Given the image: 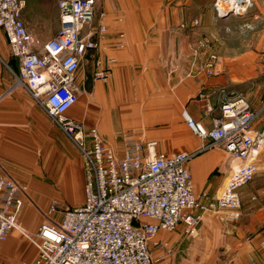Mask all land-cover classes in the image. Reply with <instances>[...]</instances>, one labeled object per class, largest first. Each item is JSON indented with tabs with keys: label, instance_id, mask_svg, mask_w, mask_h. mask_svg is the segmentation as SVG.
I'll return each mask as SVG.
<instances>
[{
	"label": "crops",
	"instance_id": "crops-1",
	"mask_svg": "<svg viewBox=\"0 0 264 264\" xmlns=\"http://www.w3.org/2000/svg\"><path fill=\"white\" fill-rule=\"evenodd\" d=\"M92 1L94 29L105 26L107 30L99 39L101 48L87 52L77 69L78 99L66 115L82 122L85 128L95 127L118 157L122 156L125 136L141 144L154 140L157 153L183 151L192 155L187 166L194 193L215 196L239 162L227 157L220 147L208 148L210 141L192 133L183 113L209 130L221 118L222 90L240 92L251 108L264 105V54L250 49L235 54L216 53L227 43L228 35L218 34L210 21L204 23L198 17L202 12L192 5L194 0ZM25 4L21 19L28 33L46 42L58 29L57 0H25ZM207 10L208 14L212 12V8ZM248 15L240 31L246 32L247 38L250 33L256 35L257 44H263L264 0H255ZM194 19L198 20L196 25L192 23ZM219 19L223 23L227 18ZM228 30L232 31V26L225 32ZM120 33L125 44L118 49ZM206 41L209 47L200 49L199 45ZM211 52L218 56L219 73L214 76L205 75L202 68ZM95 57L104 64L113 59L106 81L94 79ZM7 61L17 73V62L9 49L1 47L0 176L14 178L39 205L40 211L25 196L16 217L26 233L35 235L41 211L50 201L57 199L67 209L83 204V160L77 147L27 91L14 85L1 66H8ZM257 77L260 80L255 82ZM256 167L253 179L238 191L237 220L221 221L215 214L204 215L193 244L182 226L171 233H158L156 241H166L173 249L172 256L177 254L172 264L185 263L184 251L192 245L191 255L193 250V255L197 252L199 264H264V146ZM150 251L154 264H171L172 256L162 260L158 246H151ZM208 254H220L217 256L226 260L211 261ZM37 255V249L16 230L0 243V264H31Z\"/></svg>",
	"mask_w": 264,
	"mask_h": 264
},
{
	"label": "built area",
	"instance_id": "built-area-1",
	"mask_svg": "<svg viewBox=\"0 0 264 264\" xmlns=\"http://www.w3.org/2000/svg\"><path fill=\"white\" fill-rule=\"evenodd\" d=\"M254 2L213 0L212 11L217 19L245 16ZM57 3L58 29L46 42L28 33L21 19L25 0H0V33L18 64L17 73L11 71L14 85L26 90L77 147L83 160L84 200L81 206L69 209L57 199L50 201L41 211L43 220L35 235H31L16 220L25 188L12 177L0 176V243L10 231L19 232L38 251L31 264H154L151 246L162 250V260L172 256L169 243L156 241L158 233H171L182 226L184 234L195 237L206 214H215L221 221L237 220L238 191L253 179L264 146V105L251 108L244 96L222 90L221 118L209 130L183 113L192 133L210 141L208 148L220 147L227 157L239 162L211 198L194 193L187 166L192 155L186 152L157 153L154 140L141 144L125 136L118 157L95 127L85 128L66 115L78 99L77 69L87 52L101 48L99 39L107 29H94L92 0ZM192 23L196 25L198 20ZM124 42L120 33L116 48ZM199 47L208 48L209 41ZM94 59V79L106 81L113 59L107 64L99 57ZM217 63L218 56L209 53L202 67L205 75H217Z\"/></svg>",
	"mask_w": 264,
	"mask_h": 264
},
{
	"label": "rangeland",
	"instance_id": "rangeland-1",
	"mask_svg": "<svg viewBox=\"0 0 264 264\" xmlns=\"http://www.w3.org/2000/svg\"><path fill=\"white\" fill-rule=\"evenodd\" d=\"M212 2H213V0H194V2L192 3V5L193 6H195L196 8L197 7H199V9L201 10V12H202V16H198L199 18L201 17L202 19H203V22L205 23V22H207V21H210V23H212L215 27H216V29H217V32H218V34H221L222 32L223 33H225V34H227L228 35V37H227V39H228V41H227V43H225V45L224 46H221V48H220V50H217L216 51V53H218L219 55H221L222 53H232V54H235V53H238V52H242V51H244V50H251V51H253V52H257V53H260L261 54V52L264 54V43L263 44H257V40H256V35H251V33H250V35H249V38H247L246 36H245V33L246 32H241L240 31V26H242L244 23H245V19H247V17L249 16L248 14H249V12H248V14L247 15H245V16H242V18H241V16H237V15H233V16H225V18H227V19H225L226 21H224V22H226V23H222V22H220V19L218 20L216 17H215V14H214V12L212 11V12H210V14H208V10L207 9H210V11H211V8H212ZM207 7H209V8H207ZM190 9V8H189ZM252 9V8H251ZM199 10V11H200ZM187 12H190V10L189 11H187ZM191 13V12H190ZM190 13H187V18H190V16L191 15H189ZM182 18H186V16H184V17H182ZM231 27L232 26V31H227V32H225V30H226V28L227 27ZM57 31V30H56ZM248 40H250V42L248 43V46H247V41ZM1 47H3V48H7V45L5 44V39L3 38V35L0 33V48ZM8 49V48H7ZM13 59V58H12ZM8 62V61H7ZM2 66V69L4 70V71H7L8 72V75L10 76V77H12V81L13 82H15V77L12 75V73H11V69L13 68L12 67V64L10 65L9 64V62H8V66H6V65H1ZM11 68V69H10ZM13 70V69H12ZM13 72H14V70H13ZM263 76H264V71H263ZM251 78H253V77H251ZM261 79H262V81H264L263 79V77H261ZM256 80H260L258 77L254 80L255 82H257ZM225 92H227L226 90H224ZM236 94V93H235ZM238 94H240L241 96H243L240 92L238 93ZM245 97V96H244ZM24 187V186H23ZM25 188V196L27 197V199H29V201H30V203H31V205H33V206H35L36 208H37V210H39L40 211V208H39V205H37L33 200H32V198L29 196V194H28V191H27V189H26V187H24ZM66 203V205H69V202H65ZM48 205H49V203H47ZM48 207V206H47ZM67 207V206H66ZM47 209V208H46ZM45 211V210H44ZM42 213V212H41ZM41 220H43L42 219V217H41ZM187 238H188V240H189V242L190 243H192V239H193V237H188L187 236ZM189 243V244H190ZM193 244V243H192ZM186 246H188V245H186ZM193 246V245H192ZM192 246H190V250H186V251H184V253L186 254H184L186 257H185V263H181V264H199V263H201L200 262V258H199V256L197 255V252H196V256L195 255H193V252H194V250H193V252H192V255H191V249H192ZM172 253H173V249H172ZM195 254V253H194ZM176 253H174V256H172V259H171V264H172V261L173 260H175V258H176ZM217 255H220V254H217ZM216 254L214 255V257H213V255H211V254H208V258H209V260H211V261H214V260H216L217 261V263H223V262H225V258L223 257V256H217ZM194 256V257H193ZM197 258V260H195ZM206 258V257H205ZM181 258H179V260H180ZM202 259V258H201ZM220 261V262H219ZM196 262V263H195ZM173 264H177V262H174Z\"/></svg>",
	"mask_w": 264,
	"mask_h": 264
}]
</instances>
